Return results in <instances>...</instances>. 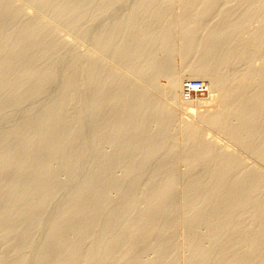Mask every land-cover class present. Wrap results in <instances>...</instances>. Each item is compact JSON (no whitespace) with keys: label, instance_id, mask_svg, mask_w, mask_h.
<instances>
[{"label":"rangeland","instance_id":"374dc122","mask_svg":"<svg viewBox=\"0 0 264 264\" xmlns=\"http://www.w3.org/2000/svg\"><path fill=\"white\" fill-rule=\"evenodd\" d=\"M2 1H3V3H2ZM167 1L170 4L171 0H167ZM41 2L45 5H43ZM105 2H106V4H105ZM139 2H140V0H115V1L114 0H0V6H1L0 11L2 10L1 11L2 13L0 12V25L2 26V27L0 26V31H1L0 32V34H1L0 35V71H2V72H0V75H1V77H0V79H1L0 80V114H1L0 115V127L3 126L2 128H0V264H60V263L61 264H69V262L71 264H77V263H79V264H96V263L101 264L99 261V258L97 259V257H98L97 255H99V253H97V255H96V252H94V251H98L99 249L101 250L102 246H103V248H105V246H107L108 243L111 242L108 240V238L113 240L115 238V235L118 234V232H121L122 230H124L125 226H123V223L121 221L122 220V218H121L122 213L123 214L126 213L125 215H127L126 217L122 215L123 219H125L127 217L129 219L136 217L138 215L136 213H139L138 211L142 210V208H141V207H143L142 205L145 206L146 202L150 200V197L151 198L153 197L152 193L154 194V190H158L157 188H160L163 185V183H165V182H167V180H169L168 178H170V177H173L172 179H174V181L177 180V181H175L176 182L175 184L178 183L177 184L178 186L176 187V185H175V192H174V188H173L172 189L173 191L170 192V196H168L170 198L169 199V203H170L169 209L171 212L169 211V212H167L169 214L166 213L165 217L164 216L161 217V219L158 220V223L155 222V224L157 223L156 226L159 227L160 229H157V231H155L157 228L156 227L154 229L153 233L147 238L148 240L147 239L144 240V242H143L144 244L143 243L138 244L137 247L139 245L140 246L138 248L137 247L134 248L137 252L134 249H131L128 252V254L125 255V257L124 256L119 257L120 255L118 256V254H117V252L119 250H121V251L125 250L124 245L122 247L119 246V247H121L119 249L118 245H121V244L116 243V246L114 244H112L113 246L111 245L112 246L111 249L114 251L113 254H115L119 258L117 259L116 256L113 255V257L109 258V260L107 259V261H106V259H105V262H107V263H104V260L103 261L101 260V262H103L102 264H110V263L111 264L112 263L113 264H123V263L124 264H129V263L132 264L133 261H136V258H137V260L138 259L140 260V261L138 260L136 262V264H138V262H139V264H160V263L161 264H168V263L169 264L170 263L171 264H184V263L185 264H190V263L195 264L196 260H195V262H194V260L192 262V257H191V256H193L192 255L193 250H190V248H187V246L185 245L186 239L189 237V236L187 237V235L192 234L189 231H192L193 234L195 233L194 234L195 240H197L198 244H201V242L203 243L201 245L203 247L205 246V248H203L201 245L200 246L204 250L212 251L214 249L213 250V252H214L216 249L214 247H217L216 246L217 244L215 242H213L212 240H211L212 242L210 241V238L208 237L209 234H207V233H209L208 232L209 228H207L206 225H204L206 223L201 222L204 224H201V225L197 224V225L190 228V226L188 227L185 223V220L187 218L184 217V219H183V215L187 216V215H185L186 214L185 207H184V203L182 201L183 200L182 196H183L184 187L185 186L187 187L188 185H190L189 183L192 184V182H194L196 179L207 180L206 175H207V171H208L204 164H201V166L199 165L198 167L192 168V170L190 168H187L188 166H186L184 164V158L181 156L180 149H178L180 142H182V138L179 134L178 128L182 124V120H184V118L189 117V120H187V121H189L191 124L192 123L197 124L198 129H200V131L203 129L202 130L203 134H202V132L200 133V131L198 130L202 138H205V139L214 138L215 140L218 141V143L220 145V146H218V148H220L221 146H222V148L223 147L225 148V145H226L225 150L231 149L230 150L231 152L236 153L235 155L237 156V158L241 159V162L245 161L244 162L245 164L243 163L244 166H247V167L249 166V168H255V167L257 168L258 167L257 169L260 170L261 174H262V172H264V170H262V169H264L263 167L259 168L263 164L260 162V160H258L257 157H253L250 153L248 154V152L243 151L234 142H232L231 140L228 139V135H226L227 137L224 138L225 134H224V136H223V134L218 135V134H216V132L210 131L211 129L208 130L207 129L208 127L205 124H202L203 122L200 123L201 121L199 120L198 117H199V113L201 111L208 110L209 113H212V111L215 113V110H219V108L222 109V102L219 103L220 98H218V99L216 98L217 103H215V101H214V103H210L209 106H208V104H206L207 106L204 104L205 105L204 106V105H202L201 101L207 100L211 97L209 90L204 95L193 94L192 97H190V98H187L185 96V92H180L181 94H183L182 95L183 99L192 101L190 105H188L186 107L182 106L183 105L181 103L182 100L180 101L181 98L179 96L176 97L179 94L177 89L176 90L174 89V93H172L173 91L172 92L169 91L171 93V98H169L170 93L169 94L168 93H166V94L161 93L160 92L161 88H157L156 90L154 88V91H151L150 88L152 86L150 87V85H151L150 84L149 89H148L147 84H149V83H147L146 79H145L146 83L142 82V81H144V79L141 78L140 75H137L136 73H134L135 75H132V73H130L129 70H126L127 69L126 66L122 67V65H123L122 63H119L115 59H114L115 61L113 60L114 48L123 41V36H125L127 34V29H126L127 28L126 22L128 20L127 18H129V16L130 17L134 16V13L136 12V9H137ZM257 2H258L257 5H259V4H261V2H263V0H258ZM7 7H8V9H7ZM71 7H73V8H71ZM75 8H77V10ZM139 10H141V9H139ZM14 12H15V14H14ZM174 12H173V14H174ZM255 12H256V14H255ZM255 12L247 19L249 22H252L253 20H251V18H254V19L256 17L259 18V20L256 19L257 21L254 20L257 23L252 22V23H254L253 24L254 26L253 25L250 26L248 21L245 20V22L247 21L246 23L249 24V28H250L249 30L252 29L250 32V31H248V29L246 31V28H245V31L247 34L244 31V36L247 35V37L245 36L244 38L246 39V41L250 38L249 36H251L252 32L259 29L258 26L261 28L260 24L263 26L262 23L264 22V18H263L264 9L259 11V12L256 10ZM260 12H262V15L260 17H258L257 13L259 15ZM170 13H171V11H170ZM170 13L168 14V16H171ZM7 14H8V16H7ZM175 14H176V12H175ZM173 16H175V15H173ZM131 18H133V17H131ZM131 18H129V19H131ZM168 19L170 20V17ZM172 19H173V17L171 18V20ZM260 20H261V23H259ZM29 24L31 25L30 28H28ZM246 27H247V25H246ZM41 29H42V31H41ZM253 29H255V30H253ZM108 30L110 32H108ZM37 32H39V33H37ZM41 33H42V35H41ZM26 34H28V35L26 36ZM22 35H23V37H22ZM37 38H38L39 43L37 41ZM34 42H35V45H34ZM12 43H13V45H12ZM17 43H18V45H17ZM112 43H113L114 47H113ZM10 44L12 45V47ZM14 44H16V45H14ZM36 45H37V48H36ZM39 45L41 48L39 47ZM103 46H104V48H103ZM105 46H107V48H109V49H107ZM246 46H248L247 51H246V52H248V54L245 53L246 57H247V55L248 56L250 55L248 50H250V52H251L254 48L252 47V49H250L249 44ZM20 47H23V48L21 49ZM253 51L255 53V54L251 53V55L253 54V57L249 56L251 61H252V58H253V60H256L255 59L256 56L262 58L263 54L261 56L259 54V56H258V54L256 55L255 50H253ZM15 53L16 54L19 53L20 56H19V54L16 55ZM22 53H23V55H22ZM89 53L90 54L96 53L97 54V56H96L97 60L95 58L93 60H90L88 58ZM6 54H7V56H6ZM174 56L175 57L172 56L173 59L172 58L170 59L171 62H173L172 67H174V70H171V71H173L172 76L177 75L180 78H182L181 76H184V75L180 76V74L185 73L186 77L184 76V78H183V81H185L183 83V86H185L186 83H188L191 80L200 79L203 81V77L202 78L201 77H196V78L194 77V78L188 80V76H189L191 71L189 72V70H187V69H184V71H183L182 69H180V67H181L180 65H182V60L180 59L179 55H177V56L174 55ZM7 57H9V58L7 59ZM22 57L24 60L22 59ZM26 57H27V59H26ZM4 58L6 59V61ZM13 58H14V60H13ZM83 58H85V59H83ZM261 58H257L258 61L256 60V63H255L257 66L259 64L260 67L262 66V64H264V55H263L262 60H261ZM80 60L82 61V63ZM112 60H113V62H112ZM250 60L249 59H246V61L244 60L247 63H245V64L243 63V64L245 66L247 65L246 66L247 68H251V67H249V65H251V64H249V63H251ZM13 62H15V63L13 64ZM116 62H118V64ZM240 62L242 63V61H240ZM253 62H255V61H252V64H253ZM7 63H8V67L6 66ZM241 63L240 64L238 63V64L240 66H242ZM116 64H117V67L119 64H122V65H119V67L117 68L115 66ZM238 64H237V66H239ZM255 64H254V67L256 66ZM16 65H18L17 68L15 67ZM233 65H232V67H233ZM237 66L234 65L235 70H238ZM245 66L242 67V69L245 68ZM251 66H253V65H251ZM11 67L14 68V70H13L14 72H12L13 68H11ZM260 67H257V68H259L258 70L256 67H255L256 69L253 67L252 68H253V71L256 72V71L261 70ZM252 68L250 69L251 72H253ZM90 69H92V70L90 71ZM87 71H89V72H87ZM126 71L128 73H126ZM238 71H240V69ZM243 71L244 70H241L240 73H242ZM250 71L248 70L247 72H249V74L251 75L252 73ZM27 72H29V73H27ZM85 72H86V74H85ZM175 72L178 73L179 75L175 74ZM244 72L247 73L246 71H244ZM39 73H41V74H39ZM90 73L93 75L95 74L94 75L95 78H93L94 80L89 79L88 81L89 82L94 81L95 84L93 82L89 83L86 81L88 79V77H86V76H88V74H90ZM98 73H99V75L97 76ZM102 73H103L104 77L102 76L100 78L99 76H101ZM43 74L45 76H43ZM78 74H80L79 76L81 78H78V79H80V81L79 82L76 81V83L79 85L80 89L77 88L78 85L77 86L75 85L76 84L75 80H77V78H75V80H73L74 77H72V78L70 77V75H72V76L76 75L75 77H78L77 76ZM84 75L86 78L84 77ZM112 75L115 76L116 79L118 77H120L117 79L119 81L121 79V81H126L127 83L129 82V84H136V85L138 84V89L140 88V90L142 89L141 91H146V94H147V92L150 93V94L148 93L150 95V96L148 95L149 98H151L152 95L154 97L156 96L155 99L157 98V100H155V101L157 102V104H155V102H153V99H154L153 96H152V99H150V101L154 105H158V104L160 105L159 102H161V104H162L163 101H165V103H163L165 105L177 103V110L174 113L173 119L171 120L172 125L169 124V126L168 125L165 126L166 125L165 123H164V125L160 123L157 126L158 122H156L154 119L153 120L151 118H149V120L146 119V123H145V119L142 120L141 117H139L138 119L140 121L138 120L136 122V124L141 128H138V127L132 128L131 130L129 129L125 132L123 131V133H121L119 130H117L118 127H120V126H118L119 122L122 123L121 121L124 120L123 117H121V116H124L125 113L120 112L119 114L118 113L116 114L117 116H115L113 114V111H114L113 110L109 114H104V112H106V113L110 112V111H106V109L109 110V108L106 107V104H105L106 101L105 100L108 99L109 95H111V94L113 95V92H114L113 86L109 85L112 83H110V81L108 83V80L112 79V77H113ZM136 75L140 78H138ZM250 75H249V77H251V78L249 80H251V81H249V82L256 84L258 82L257 79H259V77H258L259 73H258V75L255 74L254 78H252L253 74L251 76ZM177 76H175V77H177ZM161 77H158L160 79V81H158V82H160L161 86L162 85L164 86L167 83L166 82L167 79L164 80L166 78L165 77V78H162V80H161ZM71 79L74 82L71 81ZM101 80L105 83L106 86L104 85V83L102 84ZM135 80H137V81H135ZM253 80H256V81H253ZM5 82H6V84H5ZM67 82H68V84H67ZM132 82H135V83H132ZM140 82H141V84L139 85ZM99 83H101V84H99ZM142 83H144L146 85H142ZM69 84H70V86H69ZM205 84H207V83L205 82ZM71 86L76 87V89H75V87L73 89L75 90L76 93L78 92V94H76L74 92V90L71 88ZM161 86H159V87H161ZM67 87H70L71 90H70V88H67ZM94 89H95V91H94ZM98 89H100V90H98ZM101 90H103V91H101ZM171 90H173V89H171ZM99 91L104 92V93H101V92L99 93ZM157 91H159L161 94ZM153 92H156V93H153ZM176 93H177V95H176ZM70 94L72 95L71 97H70ZM74 94H76V95H74ZM102 94L106 95L104 97L105 98L107 97V98L105 99L103 96H101ZM97 96L98 97L100 96L103 99L98 98ZM94 97H96V99ZM218 97H220V96L218 95ZM71 98H73V99H71ZM176 98L178 101L176 100ZM94 99L96 101L95 103L93 102ZM159 99H161V100H159ZM62 101L64 103H60ZM98 101H99V103H101L102 106L98 105L99 104ZM171 102H174V103H171ZM96 103H98V104H96ZM102 103H104L105 106ZM63 104H64V106H62ZM87 104H88V106H87ZM215 104H217V105H215ZM165 105H163V106H165ZM94 107H95V111H94L95 113H93ZM100 107H101V109H100ZM104 108H106V109H105V111L103 110L104 111L103 112L102 109H104ZM65 109H66V111H65ZM97 109H98V112L100 111L99 114H96ZM115 109L118 112V109L117 108H115ZM50 110H52V111H50ZM47 111H48V113H47ZM49 112L51 113V115H49L50 114ZM102 112H103V114H102ZM219 112H221V111L219 110ZM52 113H53V116H52ZM92 115H94L96 117L93 118ZM49 116L51 118L54 117L53 118L54 120L51 119L52 123L46 122V120L48 121L50 119ZM66 116H68V117H66ZM114 116L117 118V120L114 118ZM44 117H45V121L43 120ZM46 117H47V119H46ZM55 118H56V120H55ZM60 118L63 119L64 122ZM70 118H71V120H69ZM96 118H97V120H96ZM190 120L193 122H191ZM53 121H55V122L57 121L58 123H60V124L63 123V124L61 126L58 123H56V124H54V126L51 127L49 124L55 123ZM113 121L115 123H113ZM141 121H143L144 123L141 124ZM41 122L43 124L44 123H47V124H45L43 126V124ZM139 122L141 125L144 124L143 128L141 125L138 124ZM106 123H109L111 128H107L108 124H106ZM105 124H106V128L104 126ZM115 124H116V126H115ZM119 125H121V124H119ZM56 126L59 128H57ZM60 126H61V128H60ZM101 126H103L104 129H106V130L103 129V131H102ZM144 126H145V129H144ZM159 126H162V127H159ZM44 127H47L48 131H47V129H44ZM164 127L169 129V131H166L167 133L169 132L168 133L169 139L167 137H166L167 139H164V141H166V140L170 141L169 144H168V141L165 143L162 140L163 136H161V135H162V129H164ZM97 128H98V130H97ZM156 128H157V130H156ZM160 128H161V130H160ZM49 129H54L53 131L56 130L58 132V134H60L61 138L59 137L58 134H56V135L54 134L55 137H53V136L51 137L50 135H53L51 133L53 131L50 130L51 131L50 132ZM77 129H78V131H77ZM73 130L75 131V133L73 132ZM141 130H142V133H141ZM35 131H36V133H35ZM56 131L53 133H57ZM99 131H100V134H99ZM105 131H107L108 133ZM72 132L74 133V135ZM96 132H98V133H96ZM109 132H112V133H109ZM152 132H153V134L156 135V137L152 134ZM170 132H173L172 135L170 134ZM68 133L70 135V136H68L69 141L66 138ZM70 133H72V134H70ZM101 133H105V134L107 133L108 135L106 136L105 134H101ZM129 133L133 134V136L136 135V137L131 136V134L129 135ZM143 133H145V134L143 135ZM146 133H148L149 136L148 135L145 136ZM159 133H160V135H159ZM117 134H119V135H117ZM72 135L73 136L76 135L74 137L75 139L73 138L74 140L71 138ZM110 135H112V136L110 137ZM124 135L125 136L129 135L130 137L128 136V139H127V137L124 138ZM103 136H104V138H103ZM150 136L152 138L157 139V141H156L157 144H159V143H161V141H163L162 144H159L160 147H157L159 145H157L155 142L153 143V141H155V139L152 140V138ZM159 136H160V138H159ZM207 136H209V137H207ZM57 137L60 139H57ZM131 137H133V138L131 139ZM143 137L144 138L146 137L145 139H147V138L148 139L145 140ZM53 138L54 139L56 138L55 142L53 141L54 140ZM91 138H93V140ZM107 138H108V140H107ZM129 138H130L131 142H134L135 138L138 139L140 142L138 144H134L135 147H133V145H131V142H129ZM229 138H231V137L229 136ZM70 139L72 140V142ZM158 139H161V140L159 141ZM218 139H220V140H218ZM56 140H59L58 143H56ZM109 140H110V142H109ZM118 140H121V141H118ZM82 141L84 142V146L86 149L84 148ZM98 141H99V143H98ZM111 141H112V143H111ZM114 141L117 143V144H115V147L113 145ZM117 141L119 142V144ZM177 141H178L179 145H178ZM35 142H37V143H35ZM67 142H68V144H67ZM230 142H232L234 144H232ZM120 144L122 145V147ZM164 144L165 145L168 144L167 146L170 148L165 147V146L163 147ZM49 145H51V146H49ZM53 145L58 150L53 149ZM72 145H74V146L72 147ZM123 145L125 146V148L123 147ZM128 146H129V148H128ZM140 146L142 148L144 147L143 149L146 152L144 155L145 156L147 155L146 157L143 155L144 151ZM81 147H83V148H81ZM136 147H137V150L139 148L140 149L138 151L137 150L134 151V149H136ZM78 148H80V149H78ZM113 148H115V149H113ZM116 148H118V149H116ZM123 148H124V150L127 148L126 150H128L129 152L126 153V150H125V152L123 153L124 150L123 151L121 150ZM174 148H177V149H174ZM222 148H220V150H224V148L223 149ZM64 149H66V150H64ZM74 149L75 150L78 149V151H75ZM81 149L84 150L83 153H82ZM163 149H165V151ZM169 149H171V150H169ZM55 150H57V151H55ZM117 150H118V152H112V151H117ZM120 150H121V152H120ZM150 150H154V152L152 154L151 153L149 154L148 152ZM157 150H158L159 154L156 152ZM80 151L82 154L80 153ZM133 151H134V153L137 152V154L139 152L143 156L141 157L140 154L139 155H136V154L133 155L134 154ZM175 151H177V153ZM179 151H180V153H179ZM53 152H54V155H53ZM75 152H77V153H75ZM97 152H101V153L98 154ZM161 152H163V153L165 152L164 154H166L167 157L164 156L163 153H161ZM173 152H175V153L171 154ZM113 153H114V156L110 157ZM117 153H118V155L115 156ZM68 154L69 155L71 154L72 156H73V154H75V155L79 154L78 155L79 157L77 155H76L77 157L75 155H74V157H70L71 155L68 157ZM156 154L158 155L157 157L155 156ZM239 154H240L241 158L239 157ZM59 155H61V156H59ZM122 155L125 156V158H123ZM151 155H152V157L155 156L154 159L151 157ZM169 155L171 156V158L169 157ZM164 157H166V159L167 160L169 159L170 161H166ZM145 158H146L147 162H149L148 164H147ZM142 159L144 161H141ZM162 159L165 161V162H163L164 163L163 166L161 165L162 161H163ZM131 161H132L133 165H132ZM144 162H146L145 163L146 165H143ZM169 162H172V163H169ZM129 163H131L130 166H129ZM168 163L171 164V166ZM45 164L47 165V167ZM165 164H167V165H165ZM137 165H138V167H137ZM159 165L162 167H160ZM40 166H42L41 168H43V167L44 168L43 169L38 168ZM164 166H166V167H164ZM72 167H73V169H72ZM157 167H158V169H156ZM34 172H35V175H34ZM103 172H105V173H103ZM133 172H134V174H133ZM159 173L161 174V176ZM102 174H103V176H102ZM143 174H144V178L142 176ZM158 174H159V176H158ZM105 175L107 176V178L108 177L111 178V180L108 178L110 182L114 181L116 183H114V182H112L113 184L110 183L107 180V178H105L106 177ZM139 175H141L142 177H140ZM165 175L167 177H165ZM171 175H173V176H171ZM196 176H199V177H196ZM263 176H264V173H263ZM139 177H140L141 181L138 180ZM158 177L160 178L159 180L157 179ZM194 177H196V178H194ZM164 178H165V180H164ZM93 179H95V181L97 183H100L101 186L103 184H105L104 185L105 188L99 189L101 186H99V184L96 185L95 184L96 182ZM151 179L153 181H151ZM154 179H156V181H154ZM148 180L151 181V183L153 182L152 185H150L151 183ZM104 181H105V183H104ZM36 182H38V183H36ZM146 182H147V186H146ZM157 182H160V184ZM108 183H109V185L111 184L110 187H109ZM115 184L117 186H115V188H114ZM119 184L121 185V187ZM143 184H144V187H143ZM90 185L92 186L91 189L89 188V187H91ZM106 185H107V187H106ZM148 185L150 187H148ZM153 185H154V187H153ZM158 185L160 187H158ZM83 186L85 188L84 190L82 188ZM86 186L88 188H86ZM156 186H157V188H155ZM97 187H98V189H96ZM16 188H17V191H15ZM80 188H82V190L78 191V190H80ZM108 188H110V190ZM111 188H112V190H111ZM119 188H122V189H119ZM144 188H145V190H144ZM135 189H136V191L141 189L140 192L138 191L139 194L135 191ZM146 189H148V190H146ZM85 190L89 191V193H87V191L84 192ZM142 190H143V192H142ZM90 191H91V193H90ZM102 191L107 193V194L104 193L107 197H105V195H104L103 198L100 199L99 197L100 196L102 197V195H103L101 193ZM133 191H134V193H132ZM98 192H100L101 195H99ZM81 193H83L84 195L87 194L88 196H86V195L83 196V194H81ZM90 194L91 195L93 194L92 195L93 200L94 199H95V201L97 200L95 203L93 200H92V202H90L91 201ZM135 194H137V197ZM142 194L144 195V196H142L143 200L141 197ZM127 195H131L130 199L127 198V197H129ZM139 195L141 197L140 198L141 200L138 198ZM75 196H76V198L79 196L78 198H80V200L78 198L76 200V198H74ZM80 196L83 197V199H81ZM174 196H175V198H174ZM87 197H89L88 201H87ZM97 197L99 199H97ZM125 197L130 201L126 200ZM171 197H172V199H171ZM132 198H133V200H132ZM136 198L139 199V201L137 203H136V201H137ZM121 199H122V201H121ZM29 200H30V202H29ZM73 200L76 203L75 206H77V204H78L77 208L73 205V204H75L73 202ZM172 200H173V202H172ZM80 201H82L81 204H80ZM126 201H128V205H127ZM132 201L135 203L132 204L131 203ZM143 202H144V204H142ZM17 203H18V207H17ZM82 203H84L83 207H85V208L82 207ZM91 203H93V205ZM101 203L102 204L104 203V206L103 205L100 206L99 204H101ZM138 203H140V205H136ZM87 204H88V206H87ZM124 204H125V206H124ZM206 204H203V206H201V208L205 206V208H203V210L200 208L201 213L204 211H205L204 213H206V212H209L212 210L211 209L212 205L210 207V204H213V203L207 202ZM95 205L97 206V208ZM126 205H127V207H126ZM13 206H14V210H13ZM90 206H91V209L88 210V208H90ZM120 206L123 207L122 209H124V208L125 209L120 210L121 209ZM136 206L137 207L140 206L139 210H136V208H137ZM182 206L184 207V209ZM93 207H95V208H93ZM133 207L135 210L132 209ZM170 207L173 208L174 210L173 209L171 210ZM79 208L80 209L82 208V209L78 210ZM67 209H69L70 213H67V212H69V211H67ZM83 209H85L86 211L85 210L83 211ZM208 209H210V210L207 211ZM182 210H184V212ZM59 211L60 212L63 211L64 213L63 212L60 213ZM96 211H99L98 214ZM114 211H115V213H114ZM172 211H174L173 214H172ZM117 213L120 215L118 216ZM134 213L136 214V216L134 215ZM192 213H194V212H192ZM192 213L190 214V217H191ZM199 213H200V211H199ZM129 214H130V216H129ZM63 215H65V216H63ZM71 215H73V216H71ZM83 215H85L87 221H86V219L85 220L83 219V217H84ZM95 215H97V216H95ZM168 215L170 217L167 218L166 216H168ZM74 216L76 219L74 218ZM69 217H71V218H69ZM78 217H80V218L82 217L81 218L82 221H80V218H78ZM64 218H66V220H64ZM68 218L70 219V221L68 220L69 222L67 221ZM72 218H74L73 221H72ZM164 218L165 219L167 218V219L165 220ZM88 219L90 221H88ZM62 220H64V221H62ZM77 220H78V222H77ZM106 220L108 221V223L106 222ZM111 220H113V222H111ZM167 220L169 221L168 222L169 225L167 224ZM66 221L68 223H66ZM84 221H86V222H84ZM93 221L96 223H92ZM118 221H120V222H118ZM59 222H61V223L63 222V223L61 224ZM79 222L81 225H82L81 222H84V224L82 226H80ZM114 222H116V223H114ZM171 222L173 223V226H172ZM183 222L185 223V226H184ZM55 223H59V225H58L59 227ZM91 223H92V225L95 224L94 227H96V228L93 227L94 230L92 229V227L89 228L90 226H92ZM121 223H122V225H121ZM161 223H163L164 225ZM69 224L71 227L73 225V229L69 226ZM159 224H161V226H159ZM84 225H86L87 229L84 227ZM167 225H168V229H167ZM174 225L176 226V228ZM55 226H57V227H55ZM104 226H105V228H104ZM186 226H187V228H186ZM75 227H77V228L75 229ZM195 227H198V228L195 229ZM50 228H51V230H50ZM67 228L69 230H67ZM102 228L105 232L102 230ZM162 228L168 232V235H167V232L165 230H164L165 233L164 232H163V234L161 233L160 230H162ZM173 228H175L173 230V232H176V233L171 232L172 231L171 229H173ZM78 229H80V230L77 231ZM91 229L93 230V232L91 231ZM52 230H53V232H52ZM87 230L88 231L90 230V231L88 232ZM194 230L195 231L197 230L198 233L195 232ZM110 231H112V232H110ZM159 232L161 234H159ZM79 233H81V235ZM110 233L113 235L115 234L114 236L112 235L114 238L111 236ZM77 234H78V236H77ZM86 234H87V236H86ZM155 234L157 236H155ZM158 234L161 235L162 238H160V236ZM164 234L166 236H168L167 239L165 238V236H162ZM170 234H171V236H170ZM104 235H106V236H104ZM172 235L174 237H172ZM196 235H198V236H196ZM78 237L80 238L81 241L79 240ZM152 237H153V239H152ZM197 237L199 239L200 238L202 239V240H200L201 242L199 241V239H197ZM104 238H105V240L107 239L105 241L107 243V245L104 244ZM154 239H155V241L153 242ZM158 239H160V240H158ZM164 239H166V240L171 239L172 245L177 249H173V250L170 249L169 253L167 251V253H162L163 255H161V252L158 251L157 249H155V246H157L156 241H158V244H159L160 242H163ZM146 242L148 243V245ZM153 244H155V246H153ZM149 245L150 246L152 245L153 247L150 248ZM176 245H177V247H176ZM64 246H65V248H64ZM67 247H68V251H67ZM97 247H98V250H97ZM174 247H172V248H174ZM69 248H72V249H69ZM209 248H211V249L213 248V249L211 250ZM91 249H93V251ZM88 250L91 252H88ZM121 251H119V252H121ZM68 252H70V253H68ZM130 252H131V254H130ZM74 253L77 255H75ZM87 253H89V254H87ZM90 253H91V255H90ZM94 253H95L96 257H94V259H93ZM154 253H156V254H154ZM49 254H50V256H49ZM89 255L91 256V258L85 259L86 256L90 257ZM128 255H129V257H128ZM63 256H65V257H63ZM114 256H115V258H114ZM65 258H68V259H65ZM72 258H73V260H72ZM121 258H123V259L120 260ZM54 259H56V260H54ZM165 259H168L169 261L165 260ZM76 260H77V262H76ZM130 260H131V262H130ZM189 261H191V262H189ZM197 262H198V260H197ZM203 262H204V264H210V262H208V263H206V261H203ZM203 262H198L196 264H199V263L201 264Z\"/></svg>","mask_w":264,"mask_h":264},{"label":"bare ground","instance_id":"6f19581e","mask_svg":"<svg viewBox=\"0 0 264 264\" xmlns=\"http://www.w3.org/2000/svg\"><path fill=\"white\" fill-rule=\"evenodd\" d=\"M115 1V0H114ZM258 0H171L170 1V4L168 3L167 0H140L138 6H137V9H136V12L134 13V16H131L133 18H131L129 16V18H127V22H126V29H127V34L125 36H123V41L117 45L115 48H114V51H113V60L115 59L116 61H118L119 63H122V64H119V65H122L123 66H126L127 69L126 70H129L130 73H132V75H135L134 73H136L137 75H140L141 78L144 79V83H146L145 81L147 80V84L148 85V89H149V85H150V89L151 91H154V88L155 90L157 88H161V93H174V89L178 90V95L176 93V97H180V101L182 100V106H188L191 104L192 101H189V100H186V99H183L182 98V95L180 92H185V86H183V83L185 81H183V78L185 76V73H181V75H184V76H181L182 78H180L179 76L177 75H173L172 76V73L173 71L171 70H174V67H172V63L171 62V58L173 59V57H175L174 55H179L180 56V59L182 60V65H180V69H182L184 71V69H187L189 70L190 74L188 76V80L189 79H192V78H196V77H203V81H205L207 84H205L208 88V90L210 91V95L211 97L207 100H203L201 101L202 105H206L208 104V106L210 105V103H217V99H219V103L222 102V109L219 108V110L221 112H219V110H215V113L212 111V113H209L208 110L206 111H201L199 113V120L201 121L200 123L202 124H205L207 127V129H211L210 131H214L216 132V134H225L224 138L227 137L226 135H228V139L231 140L232 142H234L238 147H240L243 151L245 152H248V154L250 153L253 157H257L258 160H260V162L264 165V64H262V66L260 67L259 64L258 66L255 64L256 63V60L257 58H261V57H255L256 60H253L252 58V61H255L253 62L252 64V61L250 60V57L252 56L253 57V54L251 55V53H254L253 50H255L256 52V55L260 54V56L263 54L264 55V22L262 23L263 26L260 24L261 28L258 26L259 29H257L256 31L252 32L251 33V36H249L250 38L246 41V39L244 38L245 36L247 37V35L244 36V31H245V28H246V31L248 29V31L251 32V30H249V24L250 26L253 25L257 20H259V18H251V20H253L252 22H249L247 19L257 10L258 12L263 10L264 9V0L263 2H261V4L257 5V2ZM103 2V1H102ZM164 2V3H163ZM3 3V1H2ZM42 3V2H41ZM43 4V3H42ZM106 4V2H105ZM167 4V5H166ZM25 5V4H24ZM32 5V4H31ZM39 5V4H38ZM45 5V4H43ZM74 6V5H73ZM1 7V6H0ZM18 7V6H17ZM75 7V6H74ZM3 8V7H2ZM52 8V7H51ZM58 8V7H57ZM70 8V7H69ZM73 8V7H71ZM8 9V7H7ZM62 9V8H61ZM65 9V8H64ZM77 10V8H75ZM141 9V10H139ZM143 9V10H142ZM43 10V9H42ZM41 10V11H42ZM63 10V9H62ZM173 10V11H172ZM2 11V10H1ZM0 11V12H1ZM65 11V10H64ZM171 11V13H170ZM176 14H175V12ZM12 12V11H11ZM10 12V13H11ZM99 12V11H98ZM174 12V14H173ZM263 12V11H262ZM262 12H260V14L258 15L257 13V16L260 17L262 15ZM2 13V12H1ZM8 13V12H7ZM53 13V12H52ZM170 13V15L173 17V19L171 20V16H168V14ZM15 14V12H14ZM25 14V13H24ZM57 14V13H56ZM256 14V12H255ZM42 15V14H41ZM69 15V14H68ZM131 15V14H130ZM133 15V14H132ZM175 15V16H173ZM8 16V14H7ZM13 16V15H12ZM11 16V17H12ZM4 17V16H3ZM17 17V16H16ZM49 17V16H48ZM170 17V20L168 18ZM51 18V17H50ZM264 18V16H263ZM5 19V18H4ZM12 19V18H11ZM21 19V18H20ZM257 19V20H256ZM38 20V19H37ZM245 20L248 21V23L245 22ZM256 20V21H254ZM24 21V20H23ZM4 22V21H3ZM75 22V21H74ZM117 23V22H116ZM246 23V24H245ZM252 23V24H251ZM257 23V22H256ZM261 23V20L260 22ZM54 24V23H53ZM62 24V23H61ZM66 24V23H65ZM245 24V25H244ZM5 25V24H4ZM8 25V24H7ZM244 25V26H243ZM247 25V27H246ZM258 25V24H257ZM1 26V25H0ZM30 28L31 25L29 24L28 25ZM125 26V25H124ZM254 26V25H253ZM2 27V26H1ZM13 27V26H12ZM4 28V27H3ZM2 28V29H3ZM60 28V27H59ZM113 28V27H112ZM33 29V28H32ZM26 30V29H25ZM255 30V29H253ZM22 31V30H21ZM33 31V30H32ZM42 31V29H41ZM245 31V33H246ZM1 32V31H0ZM77 32V31H76ZM108 32H110L108 30ZM25 33V32H24ZM39 33V32H37ZM4 34V33H3ZM29 34V33H28ZM26 34V36L28 35ZM123 34V33H122ZM247 34V33H246ZM1 35V34H0ZM21 35V34H20ZM19 35V36H20ZM25 35V34H24ZM34 35V34H33ZM42 35V33H41ZM74 35V34H73ZM119 35V34H118ZM122 36V35H121ZM23 37V35H22ZM21 37V38H22ZM40 37V36H39ZM27 38V37H26ZM34 38V37H33ZM42 39V38H41ZM95 39V38H94ZM114 39V38H113ZM121 39V38H120ZM245 39V40H244ZM10 40V39H9ZM33 40V39H32ZM3 41V40H2ZM13 41V40H12ZM28 41V40H27ZM31 41V40H30ZM37 41H38V38H37ZM36 41V42H37ZM8 42V41H7ZM33 42V41H32ZM22 43V42H21ZM28 43V42H27ZM39 43V41H38ZM107 43V42H106ZM116 43V42H115ZM29 44V43H28ZM27 44V45H28ZM31 44V43H30ZM33 44V43H32ZM37 44V43H36ZM42 44V43H41ZM250 46V49H252V47L254 48L251 52L250 50L249 51V56L247 55L246 57V54H248L247 51V47L246 45ZM11 45V44H10ZM13 45V43H12ZM11 45V47H12ZM16 45V44H14ZM18 45V43H17ZM23 45V44H22ZM34 45H35V42H34ZM103 45V44H102ZM106 45V44H105ZM113 45V43H112ZM111 45V46H112ZM252 45V46H251ZM9 46V45H8ZM20 46V45H19ZM32 46V45H31ZM4 47V46H3ZM10 47V48H11ZM15 47V46H14ZM18 47V46H17ZM40 47V45H39ZM72 47V46H71ZM107 48V46H105ZM114 47V45H113ZM16 48V47H15ZM21 49L23 47H20ZM29 48V47H28ZM36 48H37V45H36ZM41 48V47H40ZM104 48V46H103ZM25 49V48H24ZM23 49V50H24ZM109 49V48H107ZM106 49V50H107ZM112 49V48H111ZM249 49V48H248ZM18 50V49H17ZM9 51V50H8ZM16 51V50H15ZM21 51V50H20ZM98 51V50H97ZM11 52V51H10ZM25 53V52H24ZM14 54V53H13ZM16 54V53H15ZM19 54V53H17ZM16 54V55H17ZM37 54V53H36ZM255 54V53H254ZM23 55V53H22ZM263 55H262V58L261 60L263 59ZM7 56V54H6ZM5 56V57H6ZM13 56V55H12ZM20 56V54H19ZM97 54L96 53H93V54H88V58L90 60H93L94 58L97 60L96 58ZM173 56V57H172ZM9 57H7L8 59ZM15 58V57H14ZM13 58V60H14ZM21 58V57H20ZM70 58V57H69ZM5 59V58H4ZM23 59V57H22ZM21 59V60H22ZM27 59V57H26ZM29 59V58H28ZM85 59V58H83ZM112 59V58H111ZM246 59H249L251 63V65H249V67H253V68H257V67H260V71H256L254 72L253 71V68H252V71L254 72H251L250 69L251 68H247L244 64L247 63L245 62ZM24 60V59H23ZM95 60V61H96ZM109 60V59H108ZM112 60V62H113ZM114 60V61H115ZM238 60V61H237ZM245 60V61H244ZM6 61V59H5ZM8 61V60H7ZM81 61V60H80ZM94 61V62H95ZM110 61V60H109ZM173 61V60H172ZM236 61V62H235ZM242 61V63L240 62ZM244 61V62H243ZM258 61V60H257ZM35 62V61H34ZM79 62V61H78ZM84 62V61H83ZM91 62V61H90ZM118 62H116L118 64ZM234 62V63H233ZM263 62V61H262ZM15 62H13L14 64ZM82 63V61H81ZM109 63V62H108ZM236 63V64H235ZM241 63L242 66H240L239 64ZM244 63V64H243ZM3 64V63H2ZM10 64V63H9ZM12 64V65H13ZM113 64V63H112ZM117 64L115 65L117 67ZM181 64V63H180ZM237 66V64L239 66H237L236 68L238 70H235L234 68V65ZM254 64L256 65L254 67ZM106 65V64H105ZM114 65V64H113ZM118 65V67H119ZM233 65V67H232ZM6 66L8 67V63L6 64ZM18 65H16L15 67L17 68ZM76 66V65H75ZM242 69V67H244ZM117 67V68H118ZM263 67V68H262ZM2 68V67H1ZM6 68V67H5ZM13 68V67H11ZM30 68V67H29ZM95 68V67H94ZM125 68V67H124ZM234 68V69H233ZM255 68V69H256ZM4 69V68H3ZM123 69V68H122ZM121 69V70H122ZM179 69V68H178ZM254 69V70H255ZM259 68H257L258 70ZM5 70V69H4ZM14 68L12 69V72ZM50 70V69H49ZM62 70V69H61ZM83 70V69H82ZM88 70V69H87ZM92 69H90L91 71ZM105 70V69H104ZM103 70V71H104ZM124 70V69H123ZM186 70V71H187ZM241 70H244V71H250L252 74H253V77L254 78V75H258L259 73V79L258 82L255 84V83H250L249 80L251 77H249V72L244 73H240ZM32 71V70H31ZM102 71V72H103ZM118 71V70H117ZM125 71V70H124ZM2 72V71H0ZM5 72V71H4ZM11 72V73H12ZM89 72V71H87ZM116 72V71H115ZM181 72V71H180ZM29 73V72H27ZM76 73V72H75ZM101 73V72H100ZM105 73V72H104ZM126 73H128L126 71ZM125 73V74H126ZM129 73V74H130ZM6 74V73H5ZM9 74V73H8ZM36 74V73H35ZM41 74V73H39ZM74 74V73H73ZM77 74V73H76ZM81 74V73H80ZM78 74L77 76L78 77H75L76 75L72 76L70 75V77H74L73 80H75V78H77V80H75V83L76 81L79 82L80 79L78 78H81ZM86 74V72H85ZM118 74V73H117ZM175 74H178L175 72ZM251 74V75H252ZM28 75V74H27ZM26 75V76H27ZM38 75V74H37ZM95 75V74H94ZM93 74H88V79L86 80L87 82H89L88 80L89 79H93L95 78ZM99 75V73L97 74V76ZM101 75V74H100ZM136 75V76H137ZM179 75V74H178ZM250 75V76H251ZM43 76H45L43 74ZM103 76V73L101 76H99L100 78ZM113 76V75H112ZM131 76V75H130ZM162 76V77H161ZM177 76V77H175ZM1 77V75H0ZM3 77V76H2ZM29 77V76H28ZM83 77V76H82ZM85 77V75H84ZM85 77V78H86ZM98 77V78H99ZM104 77V76H103ZM118 77V76H117ZM138 77V76H137ZM138 77V78H140ZM158 77H161V80L162 78H165L164 80L167 79V83L163 86H161L160 82V79ZM186 77V76H185ZM257 77V78H258ZM26 78V77H25ZM30 78V77H29ZM50 78V77H49ZM69 78V77H68ZM84 78V79H85ZM120 78V77H118ZM117 78V79H118ZM123 78V77H122ZM70 79V78H69ZM97 79V78H96ZM104 79V78H103ZM115 78V76L112 77V79L108 80V83L110 81V83L112 84H109V85H112L113 86V95H109L108 99L105 100L106 98L104 96V94H102L101 96H103L106 101V107L109 108L106 109H102V111L106 109V111H110L108 113L104 112V114H109L111 113L113 110V114L115 116H117L116 114L120 113V112H124L125 115L124 116H121L123 117V121H121L122 123H120L119 121V125L118 123V129L121 133H123V131H127V130H131L132 128H141L139 127L136 122L139 120L138 118L141 117V119H145V123H146V119L149 120V118H151L152 120L154 119L156 122H158L157 126L161 123L164 125V123L166 124L165 126H169V124L172 125L171 123V120L173 119L174 117V113L176 112L177 110V103L176 104H163L165 103V101H163V103L160 105H154L150 99H152V96L151 98L148 97V95L150 94L149 92H147L146 94V91H141L140 88L138 89V84H129V82L127 83L126 81H120L117 80ZM146 79V80H145ZM159 79V80H158ZM1 80V79H0ZM71 79V81H73ZM94 80V79H93ZM99 80V79H98ZM35 81V80H34ZM91 81V80H90ZM102 81V80H101ZM100 81V82H101ZM105 81V80H104ZM137 81V80H135ZM253 81H256V80H253ZM43 82V81H42ZM74 82V81H73ZM94 83V81H91ZM89 82V83H91ZM20 83V82H19ZM40 83V82H39ZM74 83V84H75ZM92 83V84H93ZM104 82L102 81V84ZM132 83H135V82H132ZM142 83V85H146ZM162 83V82H161ZM6 84V82H5ZM17 84V83H16ZM68 84V82H67ZM95 84V83H94ZM97 84V83H96ZM101 84V83H99ZM141 84V82L139 83V85ZM76 86L78 85L77 83L75 84ZM105 85V83H104ZM66 86V85H65ZM68 86V85H67ZM70 86V84H69ZM106 86V85H105ZM161 86V87H159ZM75 87V86H74ZM73 86H71V88L73 89L74 88ZM110 87V86H109ZM147 87V86H146ZM19 88V87H18ZM67 88H70V87H67ZM70 88V90H71ZM77 88H79V85L77 86ZM107 88V87H106ZM145 88V87H144ZM76 89V87H75ZM80 89V88H79ZM85 89V88H84ZM102 89V88H101ZM153 89V90H152ZM163 89V90H162ZM173 89V90H171ZM68 90V89H67ZM69 90V91H70ZM74 90V89H73ZM72 90V91H73ZM78 90V89H77ZM100 90V89H98ZM110 90V89H109ZM71 91V92H72ZM79 91V90H78ZM95 91V89H94ZM103 91V90H101ZM99 91V93L101 92ZM107 91V90H106ZM148 91V90H147ZM170 91V92H169ZM75 92V90H74ZM88 92V91H87ZM112 92V91H111ZM159 92V91H157ZM159 92V93H160ZM9 93V92H8ZM76 93V92H75ZM93 93V92H92ZM101 93H104V92H101ZM108 93V92H107ZM149 93V94H148ZM153 93H156V92H153ZM158 93V94H159ZM160 93V94H161ZM73 94V93H72ZM78 94V92L76 93ZM74 94V95H76ZM106 94V93H105ZM110 94V93H109ZM157 94V95H158ZM69 95V94H68ZM86 95V94H85ZM218 95L220 97H218ZM72 95L70 94V97ZM150 96V95H149ZM175 96V95H174ZM98 97V96H97ZM154 97V96H153ZM156 97V96H155ZM153 99V102H155V104H157V102L155 100H157V98ZM160 97V96H159ZM3 98V97H2ZM75 98V97H74ZM96 99V97H94ZM98 98H101L100 96ZM161 98V97H160ZM168 98V97H167ZM171 98V93H170V97ZM217 98V99H216ZM73 99V98H71ZM76 99V98H75ZM91 99V98H90ZM95 99L93 100V102L95 103ZM103 99V98H101ZM162 99V98H161ZM159 99V100H161ZM63 100V99H62ZM164 100V99H163ZM177 100V98H176ZM86 101V100H85ZM178 101V100H177ZM68 102V101H67ZM103 102V101H102ZM60 103H64L63 101L60 102ZM99 103V101H98ZM96 103V104H98ZM171 103H174V102H171ZM180 103V102H179ZM218 103V104H219ZM57 104V103H56ZM68 104V103H67ZM104 104V103H102ZM104 104V106H105ZM69 105V104H68ZM99 106H102L101 103L98 104ZM165 105V106H163ZM179 105V104H178ZM204 105V106H205ZM217 105V104H215ZM64 106V104L62 105ZM61 106V107H62ZM88 106V104H87ZM207 106V105H206ZM49 108V107H48ZM53 108V107H52ZM103 108V107H102ZM118 109V112L116 111V109ZM71 109V108H70ZM101 109V107H100ZM54 110V109H53ZM64 110V109H63ZM52 111V110H50ZM66 111V109H65ZM95 111V107L93 108V113ZM97 113L96 114H99L98 112V109L96 110ZM217 111V112H216ZM90 112V111H89ZM102 112V114H103ZM48 113V111H47ZM50 113V112H49ZM92 113V114H93ZM122 114V113H121ZM185 114V113H184ZM1 115V114H0ZM51 115V113L49 114ZM63 115V114H62ZM66 115V114H65ZM95 115V114H94ZM93 116L96 117V116ZM176 115V114H175ZM52 116H53V113H52ZM55 116V115H54ZM59 116V115H58ZM114 116V118L117 120V118ZM62 117V116H61ZM68 117V116H66ZM70 117V116H69ZM178 117V116H177ZM49 120L46 122H51L52 123V120H54L53 118H51L49 116ZM57 118V117H56ZM55 118V120H56ZM63 118V117H62ZM113 118V117H112ZM113 118V119H114ZM179 118V117H178ZM6 119V118H5ZM41 119V118H40ZM47 119V117H46ZM52 119V120H51ZM59 119V118H58ZM61 119V118H60ZM120 119V118H119ZM150 119V120H151ZM45 121V117L43 119ZM42 120V121H43ZM63 120V119H61ZM60 120V121H61ZM67 120V119H66ZM71 120V118L69 119ZM97 120V118H96ZM99 120V119H98ZM189 117L187 118H184V120H182V126L180 125L178 130H179V134L182 138V142H180V145L178 147V149H180L181 151V156L184 158V164L186 166H188L187 168H190L192 170V168H195V167H198L199 165L201 166V164H204L207 168V180H202V179H196L194 182L189 183L190 185H188L187 187L185 186L184 189H183V196H182V201L184 203V207H185V212L187 216H184L183 215V219L184 217H186L185 219V223L186 225L190 228L199 224H204L206 225L207 228H209L207 234H209V238H210V241L212 240L213 242H215L217 245V247H214L216 248L215 251L213 252V250L211 248L212 251H208V250H204L203 248H205V246L203 247L201 244H203L200 240H202L201 238L199 239L197 237V239H199V241L201 242V244H198L197 243V240H195V236L193 234L192 231H189L191 232L192 234L191 235H187V239H186V242H185V245L187 246V248H190V250H193V256L192 257V262L194 260H196L195 264L198 263V262H203V261H206V263L210 262V264H264V176H263V173L262 174L260 173V170H258L256 167L255 168H249V166H244V162H241V159L237 158V156L235 155L236 153H233L231 152L230 150L226 149V145H225V148L224 150H220V148H222V146L220 148H218L219 143L217 140H215L214 138H211V139H205V138H202L200 133L202 132L203 134V129L200 131V129H198V126L197 124H191L189 121ZM140 121V120H139ZM191 121V120H190ZM55 122V121H53ZM62 122V121H61ZM64 122V120H63ZM90 122V121H89ZM100 122V121H99ZM103 122V121H102ZM105 122V121H104ZM109 122V121H108ZM149 122V121H148ZM193 122V121H191ZM42 123V122H41ZM49 124L51 127L54 126V124L58 123L57 121L53 124ZM79 123V122H78ZM97 123V122H96ZM113 123H115L113 121ZM144 123L143 121H141V124ZM43 124V123H42ZM47 124V123H44L43 126ZM59 125L62 126L63 123H58ZM57 124V125H58ZM75 124V123H74ZM80 124V123H79ZM103 124V123H102ZM108 124L107 128H111L109 123H106ZM106 124L104 125L105 128H106ZM139 125L140 122L138 123ZM149 124V123H148ZM147 124V125H148ZM101 125V124H100ZM144 125V124H143ZM143 125L142 128H143ZM150 125V124H149ZM162 125V126H163ZM200 125V124H199ZM204 125V126H205ZM47 126V125H46ZM49 126V127H50ZM60 126V128H61ZM71 126V125H70ZM77 126V125H76ZM113 126V125H112ZM116 126V124H115ZM162 126H159V127H162ZM203 126V127H204ZM3 127V126H2ZM0 127V128H2ZM57 127V126H56ZM102 128V131L104 129L103 126H101ZM147 127V126H146ZM173 127V126H172ZM59 128V127H57ZM77 128V127H76ZM148 128V127H147ZM200 128V127H199ZM44 129H47V127H44ZM144 129H145V126H144ZM159 129V128H158ZM40 130V129H39ZM53 131L54 129H49V131ZM98 130V128H97ZM106 130V129H104ZM108 130V129H107ZM139 130V129H138ZM153 130V129H152ZM157 130V128H156ZM161 130V128H160ZM200 133H199V131ZM29 131V130H28ZM46 131V130H45ZM48 131V129H47ZM46 131V132H47ZM50 131V132H51ZM56 131V130H55ZM53 131V132H55ZM78 131V129H77ZM96 131V130H95ZM101 131V132H102ZM116 131V130H115ZM118 131V132H119ZM166 131H169V129L165 128L162 129V135L163 136V141L164 139H167L168 138V133ZM209 131V132H210ZM22 132V131H21ZM39 132V131H38ZM49 132V133H50ZM51 132L53 135H50L51 137H55L57 133H53ZM73 132L75 133V131L73 130ZM72 132V133H73ZM107 132V131H105ZM113 132V131H112ZM112 132H109V133H112ZM140 132V131H139ZM144 132V131H143ZM147 132V131H146ZM150 132V131H149ZM155 132V131H154ZM174 132V131H173ZM173 132H170V134L172 135ZM36 133V131H35ZM40 133V132H39ZM38 133V134H39ZM48 133V132H47ZM70 133V134H72ZM73 133V135H74ZM98 133V132H96ZM108 133V132H107ZM105 134V133H101V134H105L106 136L108 134ZM141 133H142V130H141ZM161 133V132H160ZM159 133V135H160ZM175 133V132H174ZM55 134V135H54ZM82 134V133H81ZM99 134H100V131H99ZM115 134V133H114ZM131 133H129L130 135ZM145 133H143L144 135ZM153 134V132H152ZM157 134V133H156ZM46 135V134H45ZM59 137H60V134H58ZM72 135V136H73ZM79 135V134H78ZM98 135V134H97ZM96 135V136H97ZM104 135V136H105ZM113 135V134H112ZM110 135V137L112 136ZM119 135V134H117ZM128 135V136H129ZM142 135V134H141ZM148 133H146L145 136H147ZM155 137L156 135L153 134ZM152 135V136H153ZM170 135V136H171ZM178 135V134H177ZM217 135V136H218ZM43 136V135H42ZM64 136V135H63ZM68 135L66 136L67 140H68ZM71 138L73 139L75 136H73ZM95 136V135H94ZM93 136V137H94ZM99 136V135H98ZM103 136V138H104ZM128 136H125L124 135V138L127 137L128 139ZM131 136H133V134H131ZM149 136V135H148ZM158 136V135H157ZM174 136V135H173ZM204 136V135H203ZM211 136V135H210ZM229 136L232 138H229ZM130 137V136H129ZM133 137H136L133 136ZM131 137V139L133 138ZM140 137V136H139ZM151 137V136H150ZM167 137V138H166ZM209 137V136H207ZM24 138V137H23ZM29 138V137H28ZM44 138V137H43ZM61 138V137H60ZM57 137V139H60ZM115 138V137H114ZM118 138V137H117ZM122 138V137H121ZM120 138V139H121ZM144 138V137H143ZM146 138V137H145ZM144 138V139H145ZM152 138V137H151ZM158 138V137H157ZM160 138V136H159ZM162 138V137H161ZM216 138V137H215ZM51 139V138H50ZM54 139V138H53ZM56 139V138H55ZM55 139L53 140L55 142ZM75 139V138H74ZM73 139V140H74ZM83 139V138H82ZM93 140V138H91ZM100 139V138H99ZM98 139V140H99ZM106 139V138H105ZM104 139V140H105ZM119 139V138H118ZM123 139V138H122ZM148 139V138H147ZM145 139V140H147ZM155 138H152V140H154ZM169 139V138H168ZM175 139V138H174ZM44 140V139H43ZM71 140V139H70ZM103 140V139H102ZM108 140V138H107ZM116 140V139H115ZM150 140V139H149ZM148 140V141H149ZM151 140V141H152ZM159 141L161 139H158ZM220 140V139H218ZM27 141V140H26ZM25 141V142H26ZM33 141V140H32ZM59 140H56V143H58ZM69 141V140H68ZM77 141V140H76ZM91 141V140H90ZM97 141V140H96ZM118 141H121V140H118ZM117 141V142H118ZM157 139H155V141H153V143L155 142L156 143ZM159 143V144H162V142ZM168 140L164 141L165 143L167 142ZM172 141V140H171ZM180 141V140H179ZM72 142V140H71ZM74 142V141H73ZM83 142V141H82ZM81 142V143H82ZM95 142V141H94ZM108 142V141H107ZM110 142V140H109ZM108 142V143H109ZM129 142L130 141V138H129ZM140 141L138 139L135 138L134 142H131V145H133V147H135L134 144H138ZM170 141H168V144H169ZM173 142V141H172ZM176 142V141H175ZM230 142V143H232ZM37 143V142H35ZM99 143V141H98ZM104 143V142H103ZM112 143V141H111ZM110 143V144H111ZM121 143V142H120ZM232 143V144H234ZM22 144V143H21ZM29 144V143H28ZM33 144V143H32ZM46 144V143H45ZM49 144V143H48ZM68 144V142H67ZM89 144V143H88ZM115 144H117L115 141H114V147H115ZM119 144V142H118ZM157 144V143H156ZM157 144V145H159ZM167 144V145H168ZM221 144V143H220ZM225 144V143H224ZM5 145V144H4ZM8 145V144H7ZM26 145V144H25ZM52 145V144H51ZM49 145V146H51ZM61 145V144H60ZM75 145V144H74ZM72 145V147L74 146ZM95 145V144H94ZM112 145V144H111ZM121 145V144H120ZM167 145H163V147H168ZM177 145V144H176ZM22 146V145H21ZM27 146V145H26ZM25 146V147H26ZM36 146V145H35ZM65 146V145H64ZM69 146V145H68ZM83 146H84V142H83ZM104 146V145H103ZM118 146V145H117ZM142 146V145H141ZM140 146V147H141ZM173 146V145H172ZM175 146V145H174ZM46 147V146H45ZM60 147V146H59ZM71 147V148H72ZM76 147V146H75ZM122 147V145H121ZM120 147V148H121ZM123 147L125 148V146L123 145ZM139 147V146H138ZM157 147H160L157 146ZM162 147V146H161ZM177 147V146H176ZM33 148V147H32ZM83 148V147H81ZM85 148V146H84ZM119 148V149H120ZM121 149L122 151L124 150ZM129 148V146H128ZM142 148V147H141ZM144 148V147H143ZM142 148V149H143ZM170 148V147H168ZM222 148V149H223ZM230 148V147H229ZM24 149V148H23ZM49 149V148H48ZM53 149H57L54 147L53 145ZM76 149V148H75ZM74 149V150H75ZM80 149V148H78ZM75 150V151H78ZM86 149V148H85ZM108 149V148H107ZM115 149V148H113ZM118 149V148H116ZM127 149V148H126ZM125 149V150H126ZM140 149V148H139ZM138 149V150H139ZM152 149V148H151ZM172 149V148H171ZM169 149V150H171ZM174 149H177V148H174ZM19 150V149H18ZM58 150V149H57ZM55 150V151H57ZM66 150V149H64ZM82 150V149H81ZM120 150V152H121ZM125 150L123 151V153L125 152ZM137 150V147L136 149H134V151ZM137 150V151H138ZM149 150V149H148ZM165 151V149H163ZM54 151V150H53ZM70 151V150H69ZM84 150H82V153H83ZM98 151V150H97ZM133 151V153H134ZM142 151V150H141ZM144 151V149H143ZM142 151V152H143ZM160 151V150H159ZM167 151V150H166ZM178 151V150H177ZM177 151H175L177 153ZM179 151V153H180ZM51 152V151H50ZM63 152V151H62ZM66 152V151H65ZM72 152V151H71ZM96 152V151H95ZM111 152V151H110ZM112 152H118L117 151H112ZM129 152L128 150H126V153ZM131 152V151H130ZM141 152V153H142ZM154 152V150H150L148 153L152 154ZM158 153V150L156 151ZM168 152V151H167ZM172 152V151H171ZM175 152L171 153V154H174ZM70 153V152H69ZM77 153V152H75ZM81 153V151H80ZM81 153V154H82ZM98 154H100L101 152H97ZM109 153V152H108ZM132 153V154H133ZM146 152L144 151L143 152V155L145 154ZM163 153V152H161ZM160 153V154H161ZM165 153V152H164ZM164 156H166V154H164ZM47 154V153H46ZM58 154V153H57ZM67 154V153H66ZM72 154V153H71ZM70 154V155H71ZM106 154V153H105ZM120 154V153H119ZM130 154V153H129ZM139 155L140 153L137 152L134 153L133 155ZM159 154V153H158ZM169 154V153H168ZM14 155V154H13ZM25 155V154H24ZM53 155H54V152H53ZM68 154V157L70 156ZM75 154H73V156L71 155L70 157H74ZM77 155V154H76ZM75 155V156H76ZM79 155V154H78ZM77 155V156H78ZM103 155V154H102ZM118 153L115 155L117 156ZM125 155V154H124ZM128 155V154H127ZM126 155V156H127ZM141 155V154H140ZM141 155V157L143 156ZM180 155V154H179ZM31 156V155H30ZM61 156V155H59ZM76 156V157H77ZM100 156V155H99ZM107 156V155H106ZM114 156V153L110 156L112 157ZM123 156V155H122ZM145 156V155H144ZM147 156V155H146ZM145 156V157H146ZM156 157L158 156L157 154L155 155ZM154 156V157H155ZM18 157V156H17ZM45 157V156H44ZM51 157V156H50ZM79 157V156H78ZM109 157V156H108ZM107 157V158H108ZM119 157V156H118ZM140 157V158H141ZM152 157V155H151ZM154 157H152L154 159ZM167 157V156H166ZM165 158L166 161H170L169 159L167 160ZM169 157L171 158V156L169 155ZM239 157H240V154H239ZM9 158V157H8ZM34 158V157H33ZM57 158V157H56ZM65 158V157H64ZM96 158V157H95ZM101 158V157H100ZM106 158V157H105ZM117 158V157H116ZM123 158H125V156H123ZM122 158V159H123ZM148 158V157H147ZM241 158V157H240ZM27 159V158H26ZM38 159V158H37ZM40 159V158H39ZM102 159V158H101ZM144 159V158H143ZM141 160V161H144V160ZM149 159V158H148ZM173 159V158H172ZM171 159V160H172ZM6 160V159H5ZM12 160V159H11ZM10 160V161H11ZM31 160V159H30ZM138 160V159H137ZM146 160V158H145ZM163 160V159H162ZM257 160V159H256ZM51 161V160H50ZM102 161V160H101ZM128 161V160H127ZM139 161V160H138ZM150 161V160H149ZM156 161V160H155ZM161 161V160H160ZM15 162V161H14ZM18 162V161H17ZM25 162V161H24ZM69 162V161H68ZM104 162V161H103ZM147 162V160H146ZM144 162L143 165H146ZM163 162H165L164 160L162 161V166H163ZM5 163V162H4ZM52 163V162H51ZM67 163V162H66ZM132 163V161H131ZM129 163V166L130 164ZM149 162H147L148 164ZM158 163V162H157ZM169 163H172V162H169ZM168 163V164H169ZM244 163V164H243ZM6 164V163H5ZM9 164V163H8ZM18 164V163H17ZM22 164V163H21ZM106 164V163H105ZM183 164V165H184ZM27 165V164H26ZM31 165V164H30ZM34 165V164H33ZM46 165V164H45ZM126 165V164H125ZM128 165V164H127ZM133 165V163H132ZM167 165V164H165ZM171 166V164H169ZM260 166L259 168L263 167L264 166ZM7 166V165H6ZM70 166V165H69ZM108 166V165H107ZM160 166V165H159ZM160 166V167H162ZM203 166V165H202ZM251 166V165H250ZM259 166V165H258ZM4 167V166H3ZM16 167V166H15ZM31 167V166H30ZM42 166L38 167L40 169H43L41 168ZM47 167V165H46ZM74 167V166H73ZM72 167V169H73ZM80 167V166H79ZM133 167V166H132ZM138 167V165H137ZM142 167V166H141ZM166 167V166H164ZM175 167V166H174ZM62 168V167H61ZM99 168V167H98ZM136 168V167H135ZM183 168V167H182ZM6 169V168H5ZM36 169V168H35ZM48 169V168H47ZM46 169V170H47ZM158 169V167L156 168ZM160 169V168H159ZM175 169V168H174ZM52 170V169H51ZM95 170V169H94ZM206 170V169H205ZM264 170V169H262ZM38 171V170H37ZM60 171V170H59ZM69 171V170H68ZM151 171V170H150ZM189 171V170H188ZM196 171V170H195ZM71 172V171H70ZM154 172V171H153ZM190 172V171H189ZM193 172V171H192ZM33 173V172H32ZM82 173V172H81ZM101 173V172H100ZM105 173V172H103ZM206 173V172H205ZM37 174V173H36ZM51 174V173H50ZM95 174V173H94ZM134 174V172H133ZM160 174V173H159ZM158 174V176H159ZM164 174V173H163ZM166 174V173H165ZM204 174V173H203ZM34 175H35V172H34ZM39 175V174H38ZM47 175V174H46ZM167 175V174H166ZM165 175V177H167ZM15 176V175H14ZM37 176V175H36ZM42 176V175H41ZM101 176V175H100ZM103 176V174H102ZM106 176V175H105ZM104 176V177H105ZM140 177L143 176L144 178V174L141 176L139 175ZM154 176V175H153ZM157 176V175H156ZM161 176V174H160ZM163 176V175H162ZM173 176V175H171ZM79 177V176H78ZM99 177V176H98ZM140 177L138 180H140ZM196 177H199V176H196ZM194 177V178H196ZM43 178V177H42ZM94 178V177H93ZM107 178V176L105 177ZM109 178V177H108ZM107 180L109 181V179L111 180V178H109ZM173 177H170L168 178L169 180H167V182L163 183V185L160 187L158 185V187L160 188H157V186L155 188H157L158 190H154V194L152 193L153 197L151 198L150 197V200L146 202L145 206L142 205L144 204V202L141 204L143 207L142 210H139V207L136 208V210H139L138 212L139 213H136L138 214L136 216V214L134 213V215L136 217H133L134 218H125L123 219V216H127L125 214L122 213L121 215V218H122V223H123V226H125L124 230H122L121 232H118L117 235H115V238L113 237L114 235L111 234V236L114 238H112L113 240L109 239V242L108 245L107 243L105 242V238H104V244H106L107 246H105V248H101V250L99 249L98 250V247H97V250L98 251H94L96 252V255L97 253H99V255H97V259L99 258V261L100 263L102 264L103 262H101V260L103 261L104 260V263H107L105 262V259L107 261V259L109 260V258L113 257V254L114 251L111 249V247L113 246L112 244H114L116 246V243L118 244H121V245H118L119 246H123L124 245V251H121V252H117L118 256L119 257H122L125 255L128 254V252L131 250V249H134L135 247H137L138 244H141L144 242V240H146L154 231V229L157 227V223H158V220L161 219V217H165V214L167 212L170 211L169 209V197L170 196V192L173 191L172 189L174 188V192H175V185L176 187L178 186L177 184H175L177 180L174 181V179H172ZM176 178V177H175ZM36 179V178H35ZM34 179V180H35ZM39 179V178H38ZM46 179V178H45ZM98 179V178H97ZM153 179V178H152ZM151 179V181H153ZM158 180L160 179L159 177L157 178ZM37 180V179H36ZM41 180V179H40ZM95 181V179H93ZM131 180V179H130ZM165 180V178H164ZM91 181V180H90ZM102 181V180H101ZM107 181V182H108ZM141 181V180H140ZM149 181V180H148ZM151 181H149L151 183ZM154 181H156V179H154ZM21 182V181H20ZM19 182V183H20ZM24 182V181H23ZM96 182V181H95ZM94 182V183H95ZM106 182V183H107ZM110 182V181H109ZM114 182V181H112ZM110 182V183H112ZM130 182V181H129ZM128 182V183H129ZM148 182V183H149ZM162 182V181H161ZM164 182V181H163ZM185 182V181H184ZM18 183V184H19ZM38 183V182H36ZM42 183V182H41ZM105 183V181H104ZM116 183V182H114ZM149 183V184H150ZM153 183V182H152ZM152 183L150 185H152ZM160 184V182H157ZM21 184V183H20ZM57 184V183H56ZM93 184V183H92ZM96 185L99 184V186H101L100 183H95ZM113 184V183H112ZM134 184V183H133ZM156 184V183H155ZM39 185V184H38ZM87 185V184H86ZM94 185V184H93ZM105 184H103L99 189H104ZM109 185V183H108ZM111 185V184H110ZM109 185V187H110ZM120 185V184H119ZM135 185V184H134ZM20 186V185H19ZM46 186V185H45ZM81 186V185H80ZM88 186V185H87ZM86 186V188H88ZM91 186V185H90ZM115 186H117L116 184L114 185V188ZM133 186V185H132ZM131 186V187H132ZM136 186V185H135ZM142 186V185H141ZM146 186H147V182H146ZM180 186V185H179ZM94 187V186H93ZM107 187V185H106ZM112 187V186H111ZM121 187V185H120ZM134 187V186H133ZM143 187H144V184H143ZM148 187H150L148 185ZM154 187V185H153ZM43 188V187H42ZM49 188V187H48ZM83 190L85 189L84 186L82 187ZM82 188H80V190L78 191H81ZM90 189L92 188L89 187ZM117 188V187H116ZM129 188V187H128ZM146 188V187H145ZM144 188V190H145ZM19 189V188H18ZM98 189V187L96 188ZM110 190V188H108ZM119 189H122V188H119ZM76 190V189H75ZM112 190V188H111ZM115 190V189H114ZM117 190V189H116ZM138 190V189H137ZM148 190V189H146ZM17 191V188L16 190ZM20 191V190H19ZM87 190H85L84 192H86ZM100 191V190H99ZM118 191V190H117ZM128 191V190H127ZM136 191V189H135ZM139 192L141 191L138 190ZM138 191H136L138 193ZM182 191V190H181ZM83 192V191H82ZM124 192V191H123ZM135 192V193H136ZM143 192V190H142ZM147 192V191H146ZM149 192V191H148ZM151 192V191H150ZM87 193H89V191H87ZM91 193V191H90ZM97 193V192H96ZM99 195L100 192H98ZM103 195L102 197L100 196L99 198H103V196L107 193L105 192H101ZM105 193V194H104ZM130 193V192H129ZM134 193V191L132 192ZM31 194V193H30ZM53 194V193H52ZM72 194V193H71ZM83 194V193H81ZM109 194V193H108ZM139 194V193H138ZM141 194V193H140ZM150 194V193H149ZM172 194V193H171ZM54 195V194H53ZM80 195V194H79ZM86 196H88L87 194H85ZM83 194V196H85ZM93 195V194H92ZM92 195L90 194L91 196V201L92 202ZM136 197H137V194H135ZM146 195V194H145ZM73 196V195H72ZM82 196V195H81ZM80 196V197H81ZM96 196V195H95ZM129 196V197H127ZM126 197L130 199V196L131 195H127ZM144 196L143 194L141 195V197ZM148 196V195H147ZM172 196V195H171ZM79 197V196H78ZM77 197V198H78ZM105 197H107L105 195ZM125 197L126 200H128L127 198ZM133 197V196H132ZM140 195L138 196V198L140 199L141 198ZM76 198V196L74 197ZM76 198V200H77ZM88 198L87 197V201H88ZM96 198V197H95ZM97 197V199H99ZM112 198V197H111ZM136 198V203L139 201V199ZM175 198V196H174ZM173 198V199H174ZM29 199V198H28ZM80 200V198H78ZM81 199H83V197H81ZM172 199V197H171ZM133 200V198H132ZM141 200V199H140ZM142 200H143V197H142ZM146 200V199H145ZM175 200V199H174ZM15 201V200H14ZM86 201V200H85ZM94 203L97 201H95V199L93 200ZM120 201V200H119ZM122 201V199H121ZM130 201V200H128ZM128 201L127 202V205H128ZM171 201V200H170ZM177 201V200H176ZM24 202V201H23ZM28 202V201H27ZM30 202V200H29ZM32 202V201H31ZM73 202L75 203V201L73 200ZM82 201H80V204H81ZM89 202V203H90ZM142 202V201H141ZM173 202V200H172ZM181 202V201H180ZM213 203V204H210V207H211V211H209L210 209H208L207 211L209 212H202L201 213V206H203V204H206V203ZM88 203V204H89ZM105 203V202H104ZM104 203L102 204H99L100 206L103 205L104 206ZM117 203V202H116ZM124 203V202H123ZM132 204H134L135 202H131ZM182 203V204H183ZM29 204V203H28ZM57 204V203H56ZM87 204V206H88ZM93 205V203H91ZM172 204V203H171ZM74 206L76 205L73 204ZM84 203H82V207H83ZM108 205V204H107ZM126 205V207H127ZM136 205H140V203L136 204ZM207 205V204H206ZM78 206V204H77ZM77 206H75L77 208ZM96 206V205H95ZM123 206V205H122ZM121 207L120 210H124L122 209L123 207ZM125 206V204H124ZM135 206V205H134ZM171 206V205H170ZM209 206V205H208ZM17 207H18V203H17ZM21 207V206H20ZM69 207V206H68ZM67 207V208H68ZM99 207V206H98ZM108 207V206H107ZM111 207V206H110ZM113 207V206H112ZM129 207V206H128ZM181 207V206H180ZM183 207V206H182ZM183 207V209H184ZM16 208V207H15ZM71 208V207H70ZM85 208V207H83ZM95 208V207H93ZM97 208V206H96ZM105 208V207H104ZM131 208V207H130ZM171 208V207H170ZM204 207H202L201 209L203 210ZM61 209V208H60ZM82 209V208H81ZM80 208L78 210H81ZM91 209V206L90 208H88V210ZM128 209V208H127ZM134 209V207L132 208ZM173 208H171L172 210ZM13 210H14V206H13ZM17 210V209H16ZM43 210V209H42ZM85 209H83L84 211ZM87 210V211H88ZM93 210V209H92ZM91 210V211H92ZM135 210V209H134ZM174 210V209H173ZM205 210V209H204ZM26 211V210H25ZM65 211V210H64ZM67 211H69V209H67ZM86 211V210H85ZM90 211V212H91ZM129 211V210H128ZM184 212V210H182ZM200 211V213H199ZM60 212V211H59ZM63 212V211H61ZM60 212V213H61ZM72 212V211H71ZM74 212V211H73ZM97 214L99 211H96ZM101 212V211H100ZM104 212V211H103ZM171 212V211H170ZM174 211H172V214H173ZM182 212V213H183ZM194 212V213H192ZM27 213V212H26ZM64 213V212H63ZM67 213H70L67 212ZM84 213V212H83ZM87 213V212H86ZM115 213V211H114ZM119 213V212H118ZM117 213V214H118ZM131 213V212H130ZM192 213L191 217H190V214ZM169 214V213H167ZM24 215V214H23ZM75 215V214H74ZM100 215V214H99ZM120 214H118L119 216ZM175 215V214H174ZM65 216V215H63ZM73 216V215H71ZM78 216V215H77ZM76 216V217H77ZM80 216V215H79ZM85 217V215H83ZM97 216V215H95ZM117 216V217H118ZM130 216V214H129ZM189 216V217H188ZM83 219L85 220L86 217ZM167 218L170 217L169 215L166 216ZM71 218V217H69ZM67 219V221L70 219ZM75 218V216H74ZM72 218V221L73 219ZM80 218V217H78ZM82 218V217H81ZM80 218V221H82V219ZM113 218V217H112ZM120 218V217H119ZM118 218V219H119ZM120 218V219H121ZM166 218V219H167ZM63 219V218H62ZM76 219V218H75ZM94 219V218H93ZM92 219V220H93ZM119 219V220H120ZM165 219V218H164ZM163 219V220H164ZM165 219V220H166ZM64 220H66V218H64ZM62 220V221H64ZM169 220V219H168ZM167 220V224H168V221ZM61 221V220H60ZM66 221V223H68ZM76 221V220H75ZM87 221V219H86ZM84 221V222H86ZM88 221H90L88 219ZM56 222V221H55ZM78 222V220H77ZM84 222H81L82 225L84 224ZM106 222L108 223V221L106 220ZM111 222H113V220H111ZM110 222V223H111ZM120 222V221H118ZM117 222V223H118ZM155 222H157L155 224ZM161 222V221H160ZM201 222H204V223H201ZM61 223V222H59ZM59 223H55L57 224V226L59 225ZM63 223V222H62ZM61 223V224H62ZM89 223V222H88ZM92 223H96V222H92ZM91 223V225H92ZM116 223V222H114ZM121 223V225H122ZM172 223V222H171ZM184 223V222H183ZM185 223H184V226H185ZM73 224V223H72ZM75 224V223H74ZM86 224V223H85ZM112 224V223H111ZM163 224V223H161ZM161 224H159V226H161ZM79 225L82 226L79 222ZM95 225V224H94ZM94 225L90 226L89 228L94 227ZM115 225V224H114ZM164 225V224H163ZM169 225V224H168ZM168 225H167V229H168ZM55 226V227H57ZM70 226V224H69ZM98 226V225H97ZM120 226V225H119ZM122 226V227H123ZM172 226H173V223H172ZM175 226V225H174ZM186 226V228H187ZM54 227V228H55ZM59 227V226H58ZM63 227V226H62ZM65 227V226H64ZM71 227V226H70ZM84 227L86 228V225H84ZM100 227V226H99ZM118 227V226H117ZM199 227V226H198ZM198 227H195L198 228ZM73 229V225L71 227ZM77 227H75L76 229ZM80 228V227H79ZM88 228V229H89ZM96 228V227H94ZM105 228V226H104ZM165 228V227H164ZM171 228V227H170ZM176 228V226H175ZM171 229L172 233H176V232H173V230L175 229ZM206 228V229H207ZM59 229V228H58ZM57 229V230H58ZM63 229V228H62ZM74 229V230H75ZM87 229V228H86ZM91 229V231L93 232V230ZM101 229V228H100ZM157 229H160L159 227L156 228L155 231H157ZM51 230V228H50ZM67 230H69L67 228ZM80 229H78L77 231H79ZM96 230V229H95ZM103 230V228H102ZM165 229L162 228L161 233L163 234V232L165 233L164 231ZM170 230V229H169ZM56 231V230H55ZM76 231V230H75ZM88 231V230H87ZM86 231V232H87ZM90 231V230H89ZM88 231V232H89ZM104 231V230H103ZM195 231V230H194ZM53 232V230H52ZM105 232V231H104ZM112 232V231H110ZM167 232V231H166ZM197 232V230L195 231ZM59 233V232H58ZM83 233V232H82ZM108 233V232H107ZM155 233V232H154ZM159 232V234H161ZM198 233V232H197ZM196 233V234H197ZM24 234V233H23ZM81 235V233H79ZM100 234V233H99ZM158 234V235H159ZM83 235V234H82ZM85 235V234H84ZM102 235V234H101ZM154 235V234H153ZM152 235V236H153ZM167 235H168V232H167ZM175 235V234H174ZM58 236V235H57ZM78 236V234H77ZM87 236V234H86ZM90 236V235H89ZM106 236V235H104ZM155 236H157L155 234ZM160 238L161 235H159ZM162 236H165V238L167 239L168 236H166L165 234L162 235ZM171 236V234H170ZM198 236V235H196ZM67 237V236H66ZM83 237V236H82ZM108 237V236H107ZM172 237H174L172 235ZM186 237V236H185ZM207 237V238H208ZM56 238V237H55ZM79 238V237H78ZM157 238V237H156ZM171 238V237H170ZM203 238V237H202ZM83 239V238H82ZM153 239V237H152ZM164 239L163 242H160L158 244V241L157 242V246H155V244H153V246H155V249H157L158 251L161 252V255H163L162 253H169V250L170 249H177L175 248L173 245H172V240L171 239H168L166 240ZM173 239V238H172ZM183 239V238H182ZM29 240V239H28ZM50 240V239H49ZM65 240V239H64ZM80 240V238H79ZM85 240V239H84ZM148 240V239H147ZM150 240V239H149ZM160 240V239H158ZM163 240V239H162ZM166 240V241H165ZM174 240V239H173ZM4 241V240H3ZM61 241V240H60ZM69 241V240H68ZM67 241V242H68ZM81 241V240H80ZM89 241V240H88ZM152 241V240H151ZM155 241V239L153 240V242ZM211 241V242H212ZM87 242V241H86ZM149 242V241H148ZM155 242V243H156ZM25 243V242H24ZM81 243V242H80ZM147 243V242H146ZM145 243V244H146ZM144 244V243H143ZM176 244V243H175ZM213 244V243H212ZM50 245V244H49ZM71 245V244H70ZM81 245V244H80ZM112 245V246H111ZM148 245V243H147ZM203 247H201V246ZM67 246V245H66ZM78 246V245H77ZM92 246V245H91ZM96 246V245H95ZM140 246V245H139ZM138 246V247H139ZM142 246V245H141ZM150 246V245H149ZM152 245L150 246V248L153 247ZM25 247V246H24ZM51 247V246H50ZM58 247V246H57ZM119 247V249L121 248ZM137 247V248H138ZM174 247V248H172ZM177 247V245H176ZM65 248V246H64ZM82 248V247H81ZM143 248V247H142ZM60 249V248H59ZM69 249H72V248H69ZM111 249V250H110ZM180 249V248H179ZM32 250V249H31ZM84 250V249H83ZM93 251V249H91ZM135 250V249H134ZM138 250V249H137ZM67 251H68V247H67ZM66 251V252H67ZM133 251V250H132ZM136 251V250H135ZM154 251V250H153ZM156 251V250H155ZM56 252V251H55ZM73 252V251H72ZM88 252H91L88 250ZM137 252V251H136ZM147 252V251H146ZM187 252V251H186ZM70 253V252H68ZM80 253V252H79ZM153 253V252H152ZM157 253V252H156ZM154 253V254H156ZM52 254V253H51ZM73 254V253H72ZM75 254V253H74ZM84 254V253H83ZM89 254V253H87ZM93 254V253H92ZM131 254V252H130ZM129 254V255H130ZM159 254V253H158ZM63 255V254H62ZM77 255V254H75ZM91 255V253H90ZM89 255V256H90ZM95 253L93 255V259L94 257H96ZM128 255V257H129ZM42 256V255H41ZM50 256V254H49ZM60 256V255H59ZM71 256V255H70ZM73 256V255H72ZM116 256V255H115ZM114 256V258H115ZM57 257V256H56ZM65 257V256H63ZM67 257V256H66ZM83 257V256H82ZM85 257V256H84ZM87 257V256H86ZM85 259H88V258H91L90 257H87ZM119 257L116 256V258L118 259ZM131 257V256H130ZM157 257V256H156ZM155 257V258H156ZM161 258V257H160ZM52 259V258H51ZM65 259H68V258H65ZM84 259V258H83ZM96 259V260H97ZM123 258H121L120 260H122ZM190 259V258H189ZM5 260V259H4ZM56 260V259H54ZM73 260V258H72ZM90 260V259H89ZM139 260V259H138ZM137 258H136V261H133L132 264H136V262L138 261ZM165 260H168V259H165ZM198 260V262H197ZM210 260V261H209ZM91 261V260H90ZM98 261V260H97ZM124 261V260H123ZM140 261V260H139ZM169 261V260H168ZM25 262V261H24ZM77 262V260H76ZM96 262V261H95ZM131 262V260H130ZM158 262V261H157ZM191 262V261H189ZM18 263V262H17ZM26 263V262H25ZM55 263V262H54ZM60 263V262H59ZM141 263V262H140ZM167 263V262H166ZM61 264V263H60ZM69 264H71L69 262ZM79 264V263H77ZM97 264V263H96ZM111 264V263H110ZM113 264V263H112ZM124 264V263H123ZM130 264V263H129ZM139 264V262H138ZM161 264V263H160ZM169 264V263H168ZM171 264V263H170ZM185 264V263H184ZM191 264V263H190ZM200 264V263H199ZM201 264H204L201 263Z\"/></svg>","mask_w":264,"mask_h":264},{"label":"built area","instance_id":"2783aa9c","mask_svg":"<svg viewBox=\"0 0 264 264\" xmlns=\"http://www.w3.org/2000/svg\"><path fill=\"white\" fill-rule=\"evenodd\" d=\"M185 96L187 98L192 97L193 94L204 95L207 93L208 89L205 82L200 79L191 80L186 83Z\"/></svg>","mask_w":264,"mask_h":264}]
</instances>
